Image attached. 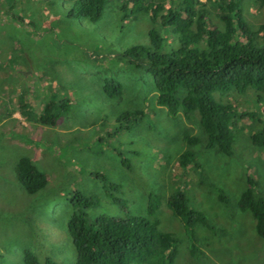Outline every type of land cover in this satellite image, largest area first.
Segmentation results:
<instances>
[{
  "label": "rangeland",
  "instance_id": "rangeland-1",
  "mask_svg": "<svg viewBox=\"0 0 264 264\" xmlns=\"http://www.w3.org/2000/svg\"><path fill=\"white\" fill-rule=\"evenodd\" d=\"M75 1L0 0V264H25L27 250L39 260L76 264L69 230L74 213L85 212L88 220L145 216L150 193L162 196L154 216L161 231L181 238L174 264H264V240L238 205L250 175L264 194V145L252 140L264 128V94L253 88L216 92L217 101L255 115L238 118L232 154L207 148L198 115L170 116L157 102L153 75L123 55L149 43L150 15L129 11L124 17L121 0H110L101 18L92 20L70 15ZM238 1L259 31L264 5ZM209 8L221 26L216 8ZM107 79L121 83L120 96L105 93ZM65 99L70 110L55 125L36 121L46 104ZM187 134L200 141L189 143ZM186 150L194 157L184 166ZM23 157L48 177L34 194L18 179ZM219 189L227 200L219 198ZM76 190L99 203L73 210ZM179 190L213 224L196 226L199 257L189 252L185 226L166 203Z\"/></svg>",
  "mask_w": 264,
  "mask_h": 264
},
{
  "label": "trees",
  "instance_id": "trees-1",
  "mask_svg": "<svg viewBox=\"0 0 264 264\" xmlns=\"http://www.w3.org/2000/svg\"><path fill=\"white\" fill-rule=\"evenodd\" d=\"M109 1L76 0L70 15L99 20ZM259 1L264 5V0ZM121 2L124 17L140 11L149 14L154 23L149 30V43L134 45L124 50L123 55L129 64L142 67L153 75L159 93L158 104L165 106L172 117L181 111L187 118L197 114L205 132L206 147L232 154L238 118L242 115L254 117L255 114H240L233 106L217 101L214 94L232 89L244 93L249 88L264 94V23L259 31L253 30L245 20L238 0H168V4L159 0ZM209 4L216 8L221 26L213 22ZM104 91L111 98L118 97L122 93L121 83L107 79ZM24 105L21 102L18 106L24 109ZM69 110L67 99L58 104L49 102L36 121L55 125ZM126 116L129 114L122 115L123 118ZM185 140L191 144L200 141L188 134ZM252 140L264 145V128L253 134ZM193 157L194 153L186 150L182 154V164L187 165ZM18 179L31 194L48 184L47 175L29 157L19 160ZM113 186L119 187L118 184ZM218 193L222 201L227 200L223 189ZM148 199L145 216L102 215L88 220L85 212L74 213L69 230L77 253L76 264H174L181 238L172 232L161 231L159 221L154 219L162 196L150 193ZM71 203L73 210H86L99 202L76 190ZM166 203L185 226L189 252L193 257H199L201 247L196 226L213 228V224L203 211L189 205L188 198L180 190L167 197ZM238 205L241 211L251 214L255 232L264 240V194L257 189L251 175ZM25 264L62 263L52 257L39 260L27 250Z\"/></svg>",
  "mask_w": 264,
  "mask_h": 264
}]
</instances>
